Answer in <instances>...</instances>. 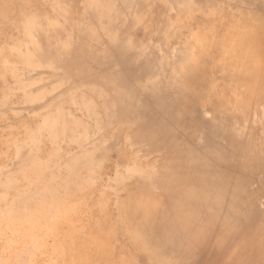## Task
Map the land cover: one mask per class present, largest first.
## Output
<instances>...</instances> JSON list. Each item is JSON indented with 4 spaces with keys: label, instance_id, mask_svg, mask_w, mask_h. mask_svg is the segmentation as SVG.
Masks as SVG:
<instances>
[{
    "label": "rangeland",
    "instance_id": "374dc122",
    "mask_svg": "<svg viewBox=\"0 0 264 264\" xmlns=\"http://www.w3.org/2000/svg\"><path fill=\"white\" fill-rule=\"evenodd\" d=\"M242 25L252 72L224 42ZM46 32L85 56L86 79L28 62ZM72 88V133L47 128ZM176 169L170 188L139 178ZM135 200L151 205L139 226ZM75 249L77 264H259L264 0H0V264H74Z\"/></svg>",
    "mask_w": 264,
    "mask_h": 264
},
{
    "label": "bare ground",
    "instance_id": "6f19581e",
    "mask_svg": "<svg viewBox=\"0 0 264 264\" xmlns=\"http://www.w3.org/2000/svg\"><path fill=\"white\" fill-rule=\"evenodd\" d=\"M242 26L244 28L242 27L239 30L240 31L239 34H241L240 35V37H241L240 40L232 41L231 40L232 38H225L224 42H225L226 46L230 47L233 50L232 53H233L234 59L236 61H238V62L239 61L240 62L241 61H244L243 62V67H245V65L247 66L249 64L248 68L251 70V68L253 67L252 64L254 65L256 63L255 62L256 60L254 61L255 63L254 62H251V60L254 58V56L257 57L258 55H256L255 53H254L255 55L251 53L253 51L255 52V49L254 50L251 49L252 50L251 52L249 51L250 48H251V46L249 48V43L252 44L251 41H250V33L251 32H250V29L248 30V28H249L248 26L249 25L248 26L242 25ZM245 27H248V28H245ZM96 28H98V27H96ZM89 29H91L90 33L93 35L94 26H91V27H89V28L86 29L87 32H86L85 39L86 38L89 39L91 37V35L89 33ZM49 37L50 36L48 35L47 32H46V36L45 37H42L41 35H39V38H38L39 41H37L36 43H34L33 46H32V51L35 52L37 56H35V60H33L32 58L29 57L30 60H28V62H30V63L36 62V63H40L41 65H45L46 67L52 68V70H53L54 73H57V72H60V71H65L66 73L61 72V73H63L61 79H64L65 77H68L67 75H71V77L72 76H75L78 79H83V78L86 79L87 78L86 75H85V71H86L85 67H86V65L84 64V61L87 62L88 60H85V56L82 55V54H80V52H78V51L77 52L72 51L74 48L72 47V45H70V43L66 44V42H65V44L63 46L61 45V48H58V49H56L55 47L53 48L52 46L49 45L50 42H51ZM221 37L223 38V36H221ZM233 37H235V36H233ZM48 38H49V40H48ZM48 42H49V44H48ZM212 43H215V42H212ZM51 45H53V44H51ZM54 45H55V43H54ZM78 45L82 49L83 48H86V50H87V45H86L85 42L79 41V44ZM75 50H76V48H75ZM42 53H45L46 55H44ZM87 54H89V53H87ZM86 57H88V55ZM256 65H257V63H256ZM240 67H242V64L240 65ZM256 67L257 66L254 65V67H253L254 69L253 68L252 69L253 70H257ZM240 69H242V68H240ZM244 70L245 69L243 68V71ZM253 70H251L250 72H252ZM245 72H246V70H245ZM255 75L257 76V74H255ZM59 81H60V79L57 80V82H59ZM65 98H66V100L64 102L52 103V105H54L56 107V109H54L53 115H51V118L47 122V128L55 129L56 127H64L65 130L71 131L70 124L68 123L67 120H65V118L63 116V109L67 105V103H71V102L80 103L81 100H82L81 99L82 98V95H81V93H79L76 90V88H72L68 92L67 97H65ZM119 99L120 100H118V103H120L122 101V98L119 97ZM49 104H51V102ZM87 110L90 113H93V109L92 108H88ZM71 133H72V131H71ZM68 167H70V166H68ZM74 169H76V168H74ZM85 169H86V174H87L85 176V179H87L88 177L90 178V173H87V171H88L87 169H89V168H87V166H86ZM143 174H145V175H143ZM150 174H152V173L147 172V173H142L139 176V178L141 180V183L146 188H147V186H152V185H154V186L155 185L156 186L157 185H161V186H165L166 188L167 187L170 188V187H172V185H177V184L183 183L184 180L188 177L187 174L183 173L179 169H176L175 171L173 170V172L171 173L170 176H158V177L156 176L155 177V175L151 176ZM83 178H84V176L82 177V176H80V174L74 173L70 177L69 180H70V182L79 183L80 180L83 179ZM54 180H55V178H54ZM51 185H53V183ZM60 187H62V185H60ZM66 187H69V186H66ZM43 190L44 189H41L39 191V193H42ZM58 190H59V188H58ZM61 190L62 189H60V192H61ZM65 190H63V191H65ZM57 198H58V196H57ZM126 200H127L128 203H130L129 202L130 201L129 196H125V197L123 196L121 198V201H123V202L126 201ZM150 206H151L150 205V202L147 201V200H135V201H133L132 204H129V207H128L129 210H127L128 213L126 215V218L130 221V224H133L134 223V225L136 226L138 223H142L144 221L145 217H147V214L149 212ZM139 225L140 224H138V226ZM135 229H137V228H135ZM94 238H95V240H94ZM94 238H92V240H94V241L90 244V247H89L90 250H89V248L84 249V250H87L86 251V255H87L88 252L91 253L94 250L93 247L96 248V246L101 245V242H102L101 239H99L98 237H94ZM199 239H201V237H199ZM82 240L84 241V238ZM83 241H79V243H85V244H87V243H89V241H91V239L89 241L86 240L87 243H86V241H84V242ZM70 249H72V248H70ZM68 253H69L70 257H71L72 263L77 264L78 261L81 258L84 257L83 254L85 252L83 250H81V249L80 250L75 249L74 251L68 252ZM256 254H257L256 261H259V264L264 263V257H262L261 251H260L259 254L256 252Z\"/></svg>",
    "mask_w": 264,
    "mask_h": 264
}]
</instances>
